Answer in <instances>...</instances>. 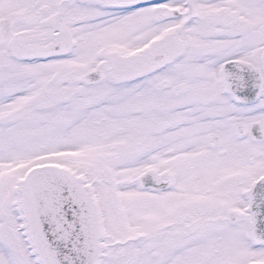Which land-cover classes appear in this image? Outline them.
Instances as JSON below:
<instances>
[{"label": "snow or ice", "instance_id": "6c2138e0", "mask_svg": "<svg viewBox=\"0 0 264 264\" xmlns=\"http://www.w3.org/2000/svg\"><path fill=\"white\" fill-rule=\"evenodd\" d=\"M0 264H264V0H0Z\"/></svg>", "mask_w": 264, "mask_h": 264}]
</instances>
